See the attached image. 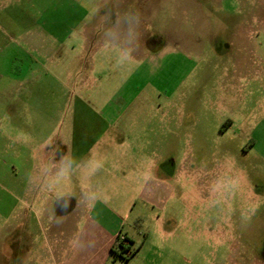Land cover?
Returning <instances> with one entry per match:
<instances>
[{
  "label": "rangeland",
  "instance_id": "1",
  "mask_svg": "<svg viewBox=\"0 0 264 264\" xmlns=\"http://www.w3.org/2000/svg\"><path fill=\"white\" fill-rule=\"evenodd\" d=\"M80 1L63 56L27 79L31 104L17 117L48 132L54 120L60 128L118 113L126 143L106 149L107 168L119 158L161 181L143 204L139 190L112 189L107 176L105 193L128 211L140 249L129 264H264V0ZM32 12L11 15L34 25ZM114 39L124 45L100 42ZM148 39L159 53L144 55ZM70 180L62 175L59 188Z\"/></svg>",
  "mask_w": 264,
  "mask_h": 264
},
{
  "label": "crops",
  "instance_id": "2",
  "mask_svg": "<svg viewBox=\"0 0 264 264\" xmlns=\"http://www.w3.org/2000/svg\"><path fill=\"white\" fill-rule=\"evenodd\" d=\"M55 1L58 5L31 4L30 8L27 4L33 0H0V15L6 19L0 22V264H129L139 257L140 249L131 248L135 236L128 211H122L114 194L105 193L110 186L107 176L113 174L118 182L112 189L125 185L139 190L135 196L143 204L155 201L161 181L152 168L138 177L140 172L127 170L119 158L114 171L107 168L106 149L126 143L118 113L109 117L102 111L97 119H71L60 128L54 120L48 132L32 131L26 117H17L31 104L27 79L41 77L39 66L45 67L46 61L61 59L66 35L79 26L74 18L80 9L73 4L81 1ZM120 8L115 5L110 13L117 17ZM33 9L40 14L34 25L14 22L11 14L25 17ZM146 44L147 52L135 50V58L159 53V48L149 46V39ZM17 60L23 62L18 69ZM102 109L116 113L119 107L107 103ZM62 175L71 180L61 190ZM120 242L126 250L122 251Z\"/></svg>",
  "mask_w": 264,
  "mask_h": 264
},
{
  "label": "trees",
  "instance_id": "3",
  "mask_svg": "<svg viewBox=\"0 0 264 264\" xmlns=\"http://www.w3.org/2000/svg\"><path fill=\"white\" fill-rule=\"evenodd\" d=\"M119 245L121 246L122 251L126 250L123 242H120ZM128 248H129V246H128ZM129 254H131V253H129ZM129 254H128V255H129Z\"/></svg>",
  "mask_w": 264,
  "mask_h": 264
},
{
  "label": "flooded vegetation",
  "instance_id": "4",
  "mask_svg": "<svg viewBox=\"0 0 264 264\" xmlns=\"http://www.w3.org/2000/svg\"><path fill=\"white\" fill-rule=\"evenodd\" d=\"M263 257H264V252H263Z\"/></svg>",
  "mask_w": 264,
  "mask_h": 264
}]
</instances>
